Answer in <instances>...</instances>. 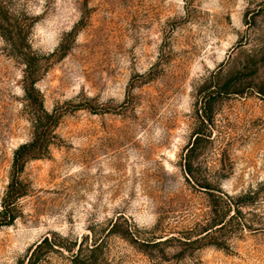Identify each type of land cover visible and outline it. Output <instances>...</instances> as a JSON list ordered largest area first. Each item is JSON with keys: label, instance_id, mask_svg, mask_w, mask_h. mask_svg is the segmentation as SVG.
<instances>
[{"label": "rangeland", "instance_id": "rangeland-1", "mask_svg": "<svg viewBox=\"0 0 264 264\" xmlns=\"http://www.w3.org/2000/svg\"><path fill=\"white\" fill-rule=\"evenodd\" d=\"M37 133L0 264H264V0H0V211Z\"/></svg>", "mask_w": 264, "mask_h": 264}, {"label": "trees", "instance_id": "trees-1", "mask_svg": "<svg viewBox=\"0 0 264 264\" xmlns=\"http://www.w3.org/2000/svg\"><path fill=\"white\" fill-rule=\"evenodd\" d=\"M27 93L29 96H31L30 92H27ZM43 111L47 116H50L48 112H46L45 110ZM38 121L41 122L42 119L39 118ZM199 138H200L199 136L196 137V141L193 144L192 148H194V146L198 143L197 140ZM42 146H43V142L41 140L40 135H38L37 133V135L35 136V139L31 143L22 145L16 151L15 159H14V178L9 185L5 200L1 203L2 210L0 211V219L1 218L8 219L10 220V223L14 221L15 216L12 214V208L14 207L19 197L23 195V193L20 192V187L22 183L19 178V173L23 169V166L25 165L26 160L31 157L32 153H34L35 151H39L42 148ZM228 217H229L228 215L219 217L215 221L214 227H219L218 229L224 228L227 224ZM86 241L87 239L85 238L84 240H81L80 242H75L72 247L67 248L68 251L71 253L73 264H91V262L93 261L95 257V254H97V252H99V250L101 249L102 245L98 241H95L94 244H91V245H86L87 244L85 243ZM48 244H50V238L46 237L38 245L32 257L29 259L28 264H36L37 259H34V256L36 257L38 250H40L44 245H48ZM54 245H56L58 248L62 247V246H58L57 244H54Z\"/></svg>", "mask_w": 264, "mask_h": 264}]
</instances>
